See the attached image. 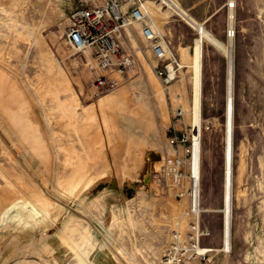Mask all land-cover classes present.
<instances>
[{"label":"rangeland","instance_id":"rangeland-1","mask_svg":"<svg viewBox=\"0 0 264 264\" xmlns=\"http://www.w3.org/2000/svg\"><path fill=\"white\" fill-rule=\"evenodd\" d=\"M174 1L226 44L235 3L232 212L228 56L204 40L200 224L210 234L200 243L209 254L178 264H264V0ZM81 4L0 0V264H170L193 216L154 172L172 125L192 123L198 32L150 0L184 65L179 78L164 86L135 24L122 38L132 66L103 72L117 83L100 87L96 56L65 41Z\"/></svg>","mask_w":264,"mask_h":264},{"label":"built area","instance_id":"built-area-1","mask_svg":"<svg viewBox=\"0 0 264 264\" xmlns=\"http://www.w3.org/2000/svg\"><path fill=\"white\" fill-rule=\"evenodd\" d=\"M150 0H82L71 13V22L65 34L66 43L77 51L91 50L96 56L98 69L97 86H114L117 80L107 79L105 71L123 73L133 64V56L123 45V32L133 24L141 25L143 38L157 60L155 72L165 87L180 76L183 65L175 53L171 41L160 31L147 10ZM160 1L164 5L163 0ZM229 34V32H228ZM177 120L185 113L182 103L174 111ZM195 134L192 126L179 128L173 124L169 130V145L172 153L164 156L160 169L155 170L158 185L165 184L176 198L188 204L191 225L187 244L177 242L172 246L170 264L184 263L192 258L205 259L209 249L202 247L201 237L210 231L201 227L203 212L200 200L202 132ZM208 127V126H206ZM198 187V191L197 188ZM226 214L224 213V223ZM210 259V258H209Z\"/></svg>","mask_w":264,"mask_h":264},{"label":"bare ground","instance_id":"bare-ground-1","mask_svg":"<svg viewBox=\"0 0 264 264\" xmlns=\"http://www.w3.org/2000/svg\"><path fill=\"white\" fill-rule=\"evenodd\" d=\"M166 6L176 14L180 15L183 19L186 20L194 29L198 32V37L195 39V44L193 48V58L191 68L193 71L192 75V91H193V100H192V119L191 126L195 134H198L201 130L202 125V115H201V99H202V45L203 41L207 40L211 42L215 47L220 49L228 56V138H227V163H226V212H232V198H233V189H232V180H233V87H234V71H235V57H234V26H235V14L234 6L235 3H230V18H229V42L223 43L217 37L212 35L206 28L204 23L197 21L188 12L182 8L174 0H163ZM147 10L150 11L152 18L154 19L156 25L161 28L162 22L155 15L153 8L146 6ZM88 51V50H86ZM85 51V52H86ZM184 66V65H183ZM198 191V187H196ZM201 192V188H200ZM201 199V198H200ZM226 213V214H227ZM226 222L231 221V217L226 215ZM231 228L230 224L227 223L225 231V245L230 247L231 243Z\"/></svg>","mask_w":264,"mask_h":264},{"label":"crops","instance_id":"crops-1","mask_svg":"<svg viewBox=\"0 0 264 264\" xmlns=\"http://www.w3.org/2000/svg\"><path fill=\"white\" fill-rule=\"evenodd\" d=\"M149 5V7L151 8L152 7V5L150 6V4H148ZM135 24H133V26H134ZM136 25H139V27H137V29H138V31H139V34H140V37L142 38V40L144 41V43H146L147 44V46L149 47V50H150V53H151V55H152V57L154 58V55H153V53H152V50H151V48H150V44L143 38V36H142V33H141V25L140 24H136ZM132 26V25H131ZM126 30V29H125ZM124 30V31H125ZM126 49V48H125ZM128 51H130V50H128ZM131 52V51H130ZM154 60L156 61V64L154 65V67H156V65H157V60L154 58ZM171 147V146H170ZM172 151H173V149L172 148H170V149H168V153H172ZM108 169V168H107ZM106 168L104 169V170H107ZM104 173V172H103Z\"/></svg>","mask_w":264,"mask_h":264}]
</instances>
